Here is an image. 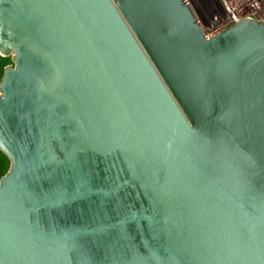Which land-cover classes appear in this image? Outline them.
<instances>
[{"label": "water", "instance_id": "95a60500", "mask_svg": "<svg viewBox=\"0 0 264 264\" xmlns=\"http://www.w3.org/2000/svg\"><path fill=\"white\" fill-rule=\"evenodd\" d=\"M0 264H264V23L186 0H0Z\"/></svg>", "mask_w": 264, "mask_h": 264}, {"label": "built area", "instance_id": "2783aa9c", "mask_svg": "<svg viewBox=\"0 0 264 264\" xmlns=\"http://www.w3.org/2000/svg\"><path fill=\"white\" fill-rule=\"evenodd\" d=\"M218 1L223 11V18L221 21H218L215 26H213V32L206 35L207 39L218 35L219 33L229 29L230 27L245 19L255 20L259 23H264V0Z\"/></svg>", "mask_w": 264, "mask_h": 264}, {"label": "rangeland", "instance_id": "374dc122", "mask_svg": "<svg viewBox=\"0 0 264 264\" xmlns=\"http://www.w3.org/2000/svg\"><path fill=\"white\" fill-rule=\"evenodd\" d=\"M199 21L205 35L213 32V26L223 18V11L218 0H186Z\"/></svg>", "mask_w": 264, "mask_h": 264}, {"label": "trees", "instance_id": "16d2710c", "mask_svg": "<svg viewBox=\"0 0 264 264\" xmlns=\"http://www.w3.org/2000/svg\"><path fill=\"white\" fill-rule=\"evenodd\" d=\"M13 65L12 58H3L0 56V83L4 77L5 69ZM11 168L10 160L0 151V180L7 175Z\"/></svg>", "mask_w": 264, "mask_h": 264}]
</instances>
